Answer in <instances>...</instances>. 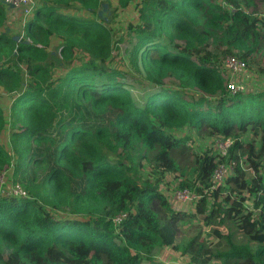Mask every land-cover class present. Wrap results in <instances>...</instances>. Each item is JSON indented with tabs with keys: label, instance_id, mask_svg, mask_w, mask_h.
Wrapping results in <instances>:
<instances>
[{
	"label": "trees",
	"instance_id": "obj_1",
	"mask_svg": "<svg viewBox=\"0 0 264 264\" xmlns=\"http://www.w3.org/2000/svg\"><path fill=\"white\" fill-rule=\"evenodd\" d=\"M2 1L0 87L11 102L0 106V175L12 168L26 196L0 192V264H264V0H116L136 12L132 80L102 0H34L18 40ZM228 55L262 84L231 93ZM218 137L233 140L227 156L214 152ZM227 160L233 171L210 188ZM163 185L189 187L193 210L171 208ZM154 204L168 222L199 218L209 232L169 247Z\"/></svg>",
	"mask_w": 264,
	"mask_h": 264
},
{
	"label": "rangeland",
	"instance_id": "obj_2",
	"mask_svg": "<svg viewBox=\"0 0 264 264\" xmlns=\"http://www.w3.org/2000/svg\"><path fill=\"white\" fill-rule=\"evenodd\" d=\"M15 8L8 9V16H7V22H6V30L15 37L16 40L20 39L22 34V24L24 22V16L21 14V12L18 9L12 10ZM258 9L260 10V14L264 13V7L261 5L258 6ZM99 18L108 25L109 29L112 32L113 40L114 42V48H113V54L115 56L117 67L119 69L124 70L127 72L128 78L132 80V76H138L139 73L135 70H133L129 64L128 61V49L129 46L127 45L126 40V34L127 30L129 28V25L131 26L135 20L136 12L134 10V7L132 5L128 6L127 8H118L116 0H102V4L97 12ZM264 24V23H263ZM117 41V43H116ZM57 42L54 41L51 47L52 51L57 52L56 48ZM142 74V72H141ZM235 76V75H234ZM262 84L260 79L253 76L251 79V86L249 89L257 88ZM131 88V94L133 98L140 104L142 100L140 99L141 95V89L138 87H134V85H128V88ZM11 102V97L9 94L4 91L0 87V106L7 111V108ZM183 133H187V130H182ZM8 136H9V129L7 128L5 132L1 135V142L5 146V148L9 149V143H8ZM207 140H204L201 142V144L207 148ZM212 145V144H211ZM196 147L199 146V143L195 145ZM213 146V145H212ZM213 149V148H212ZM140 175L143 177L146 174V171H140ZM253 173H251L249 176H252ZM13 178V169L10 168L7 171L3 173V180H4V186L10 185L12 183ZM165 185L162 186L161 189H165ZM193 202L189 203H173L172 206L177 208L175 210H179L182 212H189L190 210H193ZM248 212L252 217H255L256 214H259L260 212L258 210H254L252 205L248 202H246ZM155 209H157L160 213L159 207L154 204ZM160 215L164 218V221L167 223L164 226V232L167 236V238L170 239L168 242V246H172L173 244H182L185 243L190 236H192L194 233L201 231L199 235V239L201 241L204 240L205 235L207 232H209L208 228H205L202 223L199 220V218H196L194 221H189V219L186 218H179L178 220H173V222H168L170 213L161 212ZM171 226L172 231H170L169 227ZM233 230V229H231ZM255 244L251 243L250 247L252 249L255 248ZM167 259L174 263L176 260L175 253H168ZM164 253H161L160 256L164 257L166 256ZM145 264V263H142ZM218 264V263H217Z\"/></svg>",
	"mask_w": 264,
	"mask_h": 264
},
{
	"label": "built area",
	"instance_id": "obj_3",
	"mask_svg": "<svg viewBox=\"0 0 264 264\" xmlns=\"http://www.w3.org/2000/svg\"><path fill=\"white\" fill-rule=\"evenodd\" d=\"M5 3L8 5V8L11 9L9 4L13 5V8L18 9L21 14L25 17L29 16L33 11L35 6L34 0H5ZM225 65L227 67V71L229 73V81L228 88L231 93H239L243 91L251 90L249 87L251 86V79L253 78V74L251 71L247 69V66L244 61L228 55L225 58ZM235 75V76H234ZM233 140L230 138H222L218 137L215 139L213 144L214 152L218 153L220 156H227L229 148L232 144ZM235 161L227 160L217 164L213 172L210 176V188H218L220 187L227 174L231 173L234 169ZM3 174L0 175V192L1 194H14L15 196H26V191L16 182H13L10 185L4 186ZM165 189H161V192L165 195L168 203L171 208L177 209L172 206L173 203L181 202L188 203L189 201L194 199V194L192 190L185 186L182 188H171L164 186ZM126 216V213L120 212L113 217V221L119 222Z\"/></svg>",
	"mask_w": 264,
	"mask_h": 264
},
{
	"label": "crops",
	"instance_id": "obj_4",
	"mask_svg": "<svg viewBox=\"0 0 264 264\" xmlns=\"http://www.w3.org/2000/svg\"><path fill=\"white\" fill-rule=\"evenodd\" d=\"M12 10H15V9H12ZM217 263L218 264H222L221 261H219V260H217V261L214 262V264H217Z\"/></svg>",
	"mask_w": 264,
	"mask_h": 264
},
{
	"label": "water",
	"instance_id": "obj_5",
	"mask_svg": "<svg viewBox=\"0 0 264 264\" xmlns=\"http://www.w3.org/2000/svg\"><path fill=\"white\" fill-rule=\"evenodd\" d=\"M2 2H4V3H5V0H3ZM9 6L13 8V5H12V4H9Z\"/></svg>",
	"mask_w": 264,
	"mask_h": 264
}]
</instances>
